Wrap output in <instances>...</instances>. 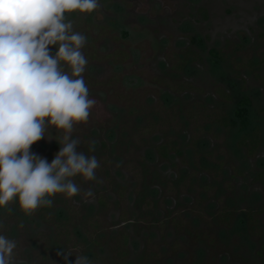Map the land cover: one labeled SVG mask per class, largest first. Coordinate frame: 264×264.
Returning a JSON list of instances; mask_svg holds the SVG:
<instances>
[{
  "label": "rangeland",
  "instance_id": "1",
  "mask_svg": "<svg viewBox=\"0 0 264 264\" xmlns=\"http://www.w3.org/2000/svg\"><path fill=\"white\" fill-rule=\"evenodd\" d=\"M99 5L92 13L65 17L87 38L82 75L96 101L71 138L100 166L96 180L72 178L81 189L78 195L55 196L74 215L72 227L87 238L96 239L94 232L116 237L125 228L130 247L123 259L116 240L96 239L97 258L89 260L264 264V0H99ZM50 48L55 55L58 46ZM185 55L190 65L180 71L176 66ZM64 70L70 72L67 65ZM242 96L252 102L250 123L262 130L263 144L254 158L237 151L239 131L212 127V117L230 112ZM61 134L49 128L31 151L51 161ZM194 140L203 142V158L212 165L205 175L189 166L198 168L200 161L198 154L188 155ZM93 141L95 150L89 152ZM163 143H177L183 158L173 154L162 160L156 147ZM144 182L157 190L154 211L137 205ZM101 196L104 208L98 205ZM90 206L93 216L87 214ZM242 211L255 217L248 237L233 233L221 218L230 214L233 224ZM28 219L0 227V235L17 243L16 264H66L58 251L72 253V262L75 255L86 256V245L73 229L58 230L34 212Z\"/></svg>",
  "mask_w": 264,
  "mask_h": 264
},
{
  "label": "clouds",
  "instance_id": "2",
  "mask_svg": "<svg viewBox=\"0 0 264 264\" xmlns=\"http://www.w3.org/2000/svg\"><path fill=\"white\" fill-rule=\"evenodd\" d=\"M99 7V0H0V208L18 201L30 215L51 206L56 194L78 195L81 189L72 179L77 175L96 180L99 161L79 151V140L71 138L96 103L82 75L87 38L73 30L65 13H92ZM50 46H58L55 55ZM49 128L62 133L51 163L31 151ZM16 247L15 240L0 235V264H16ZM57 255L66 264H94L85 255H75L74 262L70 252Z\"/></svg>",
  "mask_w": 264,
  "mask_h": 264
},
{
  "label": "trees",
  "instance_id": "3",
  "mask_svg": "<svg viewBox=\"0 0 264 264\" xmlns=\"http://www.w3.org/2000/svg\"><path fill=\"white\" fill-rule=\"evenodd\" d=\"M93 19V17H91ZM196 42L197 39H194ZM198 43V41H197ZM211 55L215 58L221 59V56L215 52L211 51ZM190 65V59L188 55H185L184 57L180 58L177 63V68L182 71L186 70ZM167 101H170V98L167 97ZM252 108V102L250 98L246 96H242L238 101L235 103L233 109L230 112L224 111L223 113H219L218 115L212 117V127L216 128L217 130H224L228 132L233 131H239V134L237 138L234 140L236 149L238 152H244L247 157L254 158L260 148L263 144V138H262V130L261 127L257 124H251L250 123V110ZM183 141L185 140V136H182ZM184 142H181V145H183ZM103 145L105 143L103 142ZM177 143H163L156 147V150L160 156V158L164 161H167L170 156H177L183 158L182 150L179 147H176ZM189 146V144H187ZM191 147L188 148V155H192L193 157L195 155H199L200 161L198 164V168L195 167V165H189L192 169H198L202 171V175H205V173L210 172V168L212 165L207 162V158H203V150L202 146H205L201 140H194L191 143ZM103 147V146H102ZM174 154V155H173ZM51 161L54 159L53 157H50ZM150 160V158H148ZM50 160H48L49 162ZM50 161V162H51ZM49 162V163H50ZM147 174V173H146ZM144 174V176H146ZM180 180H183L181 178ZM144 181V180H143ZM149 183V182H148ZM146 184L145 182L142 184V187L137 193V195H140V199L137 202V205H139V208L142 209L143 206H149L151 209H155L156 202H154L155 196H156V188L151 184ZM124 190L122 188L120 190V193ZM118 195H123V193ZM52 204L49 207H40L37 210L34 211V213L37 215V220L42 222H51L56 229L58 230H66L67 228L73 229V235L75 234L77 239L80 240L83 244L86 245L87 253L86 256L89 259L97 258L95 253L93 252V249L96 246H99V243L96 239L101 238H110L111 240H116L119 244V250L118 253L119 257L127 258L129 256V247H130V235L128 234V231L124 228L122 232L114 236H109L105 233L100 234L97 232H94L96 234V239L87 238L88 233H81L77 230L76 227H72V223L74 220V215L68 211L65 203H62V200H59L56 196L52 197ZM98 205L100 208H104L106 206V197L101 196L98 201ZM95 207L90 206L88 208L89 213H87L90 216H93L95 212ZM154 211V210H153ZM252 211H242L241 214L238 216L236 215L234 219V223L231 224L230 221V214H225L224 216H221V218L225 221V225H227L228 229H232L233 233H239L241 236L248 237L250 230L253 227V223L255 221V217L251 213ZM29 215L25 214L19 207L18 201L10 202L7 207L0 208V224H3L4 222H14L17 225H23L28 222ZM84 217L83 219H85ZM82 219V225L86 228V220L83 221ZM88 221V220H87ZM124 221V220H123ZM125 222V221H124ZM123 223V222H122ZM235 224V225H234ZM16 225V226H17ZM234 225V226H233ZM233 226V227H232ZM231 227V228H230ZM15 228V226H14ZM93 231H96V228L94 226H91ZM16 229V228H15ZM99 229V228H98ZM67 232V231H66ZM86 232V231H85ZM62 233V232H61ZM86 236V237H85ZM58 241H61L58 234ZM116 242V243H117ZM57 248H59L61 245H59V242H55V245ZM57 248H55L57 250ZM101 249V247H100ZM264 250V246L262 247ZM102 250V249H101ZM101 252V251H100ZM123 264H130L128 260L123 261Z\"/></svg>",
  "mask_w": 264,
  "mask_h": 264
}]
</instances>
